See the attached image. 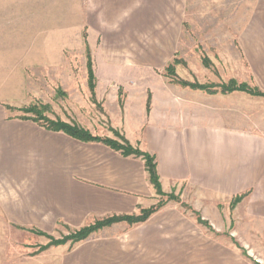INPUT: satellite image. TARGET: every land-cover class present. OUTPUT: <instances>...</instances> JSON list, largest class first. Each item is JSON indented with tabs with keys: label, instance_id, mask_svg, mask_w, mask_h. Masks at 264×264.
I'll return each mask as SVG.
<instances>
[{
	"label": "crops",
	"instance_id": "1",
	"mask_svg": "<svg viewBox=\"0 0 264 264\" xmlns=\"http://www.w3.org/2000/svg\"><path fill=\"white\" fill-rule=\"evenodd\" d=\"M102 2L112 16L136 18L138 0ZM178 5L177 33L162 36L175 40L167 63L178 59V81L158 79L153 69L149 81L120 82L128 98L112 120L132 144L156 156L164 191L197 192L211 205L260 184L264 171V96L221 90L234 79L264 92V0H179ZM126 72L114 70L109 76L114 81H98V88ZM180 80L217 86L210 92ZM51 138L56 143L42 147L50 157L35 170L36 184L25 204L32 209L30 224H37L36 210L53 225L82 226L105 216L138 214L156 202L142 158L62 133ZM213 216L205 215L209 221ZM128 230L129 247L135 238L143 247L160 249V264H200L202 255L217 256L215 245L201 241L198 220L184 210H158ZM119 245L110 237L86 242L66 254L64 264H107L112 255L119 257Z\"/></svg>",
	"mask_w": 264,
	"mask_h": 264
},
{
	"label": "rangeland",
	"instance_id": "2",
	"mask_svg": "<svg viewBox=\"0 0 264 264\" xmlns=\"http://www.w3.org/2000/svg\"><path fill=\"white\" fill-rule=\"evenodd\" d=\"M178 1L138 0L136 18H125L112 16L102 0H0V264H64L66 254L108 237L120 244V254L107 264H160V249L143 247L135 238L129 247L128 229L143 222H115L84 240L54 245L52 240L67 238L96 220L53 225L36 210L37 224H30L34 217L27 211L32 209L25 204L36 184L35 170L50 157L42 147L56 143L51 138L56 132L71 137L52 130V123L122 144L124 134L113 122L128 94L120 82L134 86L149 81L147 72L153 69L160 73L158 79L178 81L176 73L166 70L174 61L167 63L175 40L162 37L178 31ZM121 68L126 77L98 88V81H112L109 76ZM259 172L260 184L211 205L197 192L162 188L152 206L163 202L158 210H184L198 220L201 241L215 245L217 255L214 260L202 255L200 264H264V171ZM204 214L215 216L209 221Z\"/></svg>",
	"mask_w": 264,
	"mask_h": 264
},
{
	"label": "trees",
	"instance_id": "3",
	"mask_svg": "<svg viewBox=\"0 0 264 264\" xmlns=\"http://www.w3.org/2000/svg\"><path fill=\"white\" fill-rule=\"evenodd\" d=\"M178 60L174 59V61L168 65L167 71H170L171 74H175V66L177 64ZM207 62V60H206ZM88 73L90 75L91 79H94V72H93V66L91 65V62L88 64ZM180 83L183 85H188L192 88H200V89H210L213 87H216L214 84H200L198 82L192 83V82H186L184 80H180ZM222 91L223 92H231L234 90H242L247 91L254 95H261L264 96V92L259 90L258 88H253L249 86L246 83H238L236 80L232 79L228 83L222 84ZM52 130L56 131H64L71 137L81 140L83 142H99L103 143L105 145H108L112 149L121 152L125 156L133 155L135 157H141L145 161V167L149 174L150 181L153 184L154 188L158 193L163 194L161 187V181H160V175L158 172V165H157V159L154 154H151L147 151L141 150L138 146L132 145L129 140L124 136L121 135V139L123 143H119L114 139L108 138V137H100L96 135H92L90 132L86 131L83 128H71L65 124H53L52 123ZM241 196H239L240 198ZM238 199V198H237ZM163 204L159 203L157 205H154L147 209H142L138 214H123V215H112L103 219H97L93 224H90L88 226H85L81 228L79 231H77L75 234L70 235L67 238H63L62 240H52L51 244H59L63 243L66 239H72L75 241H80L86 239L92 232L104 227L109 226L115 222L119 221H128L129 223H138V222H144L146 221L154 212L158 210V208ZM200 220V219H199ZM201 222V220H200Z\"/></svg>",
	"mask_w": 264,
	"mask_h": 264
}]
</instances>
